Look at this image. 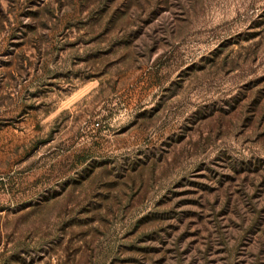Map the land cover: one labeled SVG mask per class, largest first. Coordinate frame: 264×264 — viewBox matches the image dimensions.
<instances>
[{
  "label": "rangeland",
  "instance_id": "obj_1",
  "mask_svg": "<svg viewBox=\"0 0 264 264\" xmlns=\"http://www.w3.org/2000/svg\"><path fill=\"white\" fill-rule=\"evenodd\" d=\"M0 264H264V0H0Z\"/></svg>",
  "mask_w": 264,
  "mask_h": 264
}]
</instances>
